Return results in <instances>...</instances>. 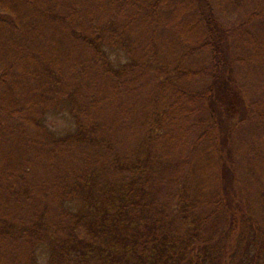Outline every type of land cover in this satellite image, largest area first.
Wrapping results in <instances>:
<instances>
[{
  "label": "trees",
  "instance_id": "trees-1",
  "mask_svg": "<svg viewBox=\"0 0 264 264\" xmlns=\"http://www.w3.org/2000/svg\"><path fill=\"white\" fill-rule=\"evenodd\" d=\"M261 19L225 25L214 0H0V264H264L234 138L264 121L238 76V45L264 60ZM64 101L76 128L56 135Z\"/></svg>",
  "mask_w": 264,
  "mask_h": 264
},
{
  "label": "rangeland",
  "instance_id": "rangeland-1",
  "mask_svg": "<svg viewBox=\"0 0 264 264\" xmlns=\"http://www.w3.org/2000/svg\"><path fill=\"white\" fill-rule=\"evenodd\" d=\"M214 4L220 20L225 25L244 21L251 12L264 8V0H214ZM261 21L264 23L262 19ZM258 29L260 32L261 29L264 31V27ZM236 49L237 47L234 48L235 52ZM238 53L241 58L249 54L247 61L238 63V76L246 96L254 100L264 97L263 57L261 60L252 57L242 45H238ZM110 54L115 64L129 60L127 53L118 47L111 49ZM45 116V124L56 135H67L76 128V119L67 101L62 102L60 106H52ZM244 118L239 128H236L234 136L238 149L236 156L240 184L245 190L244 207H253L264 222V121L252 117ZM8 148H13L12 144H9ZM208 186L212 188L211 179ZM38 257L41 262H45L46 251L39 249Z\"/></svg>",
  "mask_w": 264,
  "mask_h": 264
}]
</instances>
